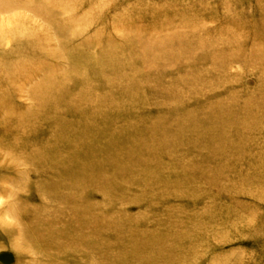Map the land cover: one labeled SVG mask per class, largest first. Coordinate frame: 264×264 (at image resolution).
Wrapping results in <instances>:
<instances>
[{
  "label": "rangeland",
  "instance_id": "374dc122",
  "mask_svg": "<svg viewBox=\"0 0 264 264\" xmlns=\"http://www.w3.org/2000/svg\"><path fill=\"white\" fill-rule=\"evenodd\" d=\"M0 221V264H264V0H0Z\"/></svg>",
  "mask_w": 264,
  "mask_h": 264
},
{
  "label": "bare ground",
  "instance_id": "6f19581e",
  "mask_svg": "<svg viewBox=\"0 0 264 264\" xmlns=\"http://www.w3.org/2000/svg\"><path fill=\"white\" fill-rule=\"evenodd\" d=\"M112 232V231H111ZM114 233V232H113ZM109 244H110V242H109Z\"/></svg>",
  "mask_w": 264,
  "mask_h": 264
},
{
  "label": "clouds",
  "instance_id": "9594fccd",
  "mask_svg": "<svg viewBox=\"0 0 264 264\" xmlns=\"http://www.w3.org/2000/svg\"><path fill=\"white\" fill-rule=\"evenodd\" d=\"M0 223H2V221H0Z\"/></svg>",
  "mask_w": 264,
  "mask_h": 264
}]
</instances>
